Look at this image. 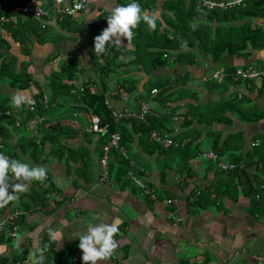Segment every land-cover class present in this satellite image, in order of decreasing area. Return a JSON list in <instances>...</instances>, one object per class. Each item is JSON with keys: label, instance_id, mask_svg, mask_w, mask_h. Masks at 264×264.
<instances>
[{"label": "crops", "instance_id": "1", "mask_svg": "<svg viewBox=\"0 0 264 264\" xmlns=\"http://www.w3.org/2000/svg\"><path fill=\"white\" fill-rule=\"evenodd\" d=\"M11 1L0 0V9H8L11 6ZM35 1L48 9H51L57 2V0L54 2H50V0ZM130 1L86 0L85 8L71 16L76 23L89 25V29L82 32L62 27L58 17L48 20L46 29L52 30L48 32V37H52L56 33H61L63 37L49 38L46 40L47 42H44V45L35 43L32 53L27 57L20 53L18 42H15L10 33L2 26L0 31L8 41V45L0 52L10 51V57L16 55L20 61L28 60L27 70L33 72V80L30 87L25 90H14L0 82V91L6 96L9 95V100L13 95L23 93L34 102L33 95L39 90H45L48 73L57 69L64 59L71 58L77 63V56L84 59V67L88 71L80 75L78 78L80 83L85 76L91 74L90 71L94 63L92 61L90 65L88 52L94 49V38L108 26L107 16L111 14V9L117 5H127ZM140 1L136 0L142 6L147 3L142 4L144 1ZM164 1H171L172 4L177 0H158L155 2L154 8L143 11L149 14L155 13L158 16L156 24L160 23V29L168 28L161 18L164 13L162 6ZM179 1L187 4L190 0ZM213 1L231 3L225 7L216 5L211 9L215 7L226 9L230 5L235 3L239 5L243 2V0ZM58 2L67 5L73 0H59ZM196 3L198 5V0ZM19 4H14L11 7L16 11ZM243 5L245 4L242 3ZM261 14L258 17H251L248 21L243 17L235 21V25L248 22V26L249 24L257 25L264 30V11H261ZM99 15H104L105 18L102 23L95 26L93 22L98 19ZM122 44L120 47L115 44L107 45V50H109L106 52L109 54L118 52L117 63L128 60L135 48L132 41L127 42L126 38H122ZM248 50L247 58L237 55L223 56L222 59L214 62L208 57H201L193 65L177 64L179 67L175 68L169 67L170 64H167L160 70L163 75L171 78L186 73V86L201 94L196 98L201 104L218 100L228 93L238 91V95L242 94L250 98L248 101H243L245 104L256 103L261 107L263 114L258 120L245 121L226 112V117L229 119L226 123L214 121L211 125L196 124L198 130L194 142L200 143L201 152L208 149L213 150V140L222 143L228 136L235 133L236 138L243 139V146L240 149L242 155H245L247 151L251 153L252 147H254L253 151L256 150L263 142V139L259 137V135H264L263 93L259 95L256 89L250 90L248 86H234L221 95L209 94L203 86V83L209 80H220L213 79L212 75L208 76L207 74L211 69L213 72L216 70L215 64L236 67L251 63L250 65L255 68L260 67L258 60L264 64V49L252 50L248 48ZM76 65L78 68L80 67L78 64ZM117 69V72H120L125 68ZM204 78L207 81H203ZM112 80L114 81L109 83L107 91L125 94L128 98L125 102L131 108L132 106L137 108L138 102L145 101L142 99L133 100L134 98L122 91L124 89L119 87L115 77ZM143 80L141 78L138 83L139 88ZM90 83V90L93 87L98 88L97 84ZM255 83L257 86L264 87V80L260 78H257ZM46 94L45 90L43 98L37 99L42 100L40 102H46ZM111 98L117 106L123 104L122 100ZM186 100L191 101V99ZM148 102L150 106L156 107L150 103L151 100ZM192 102L194 103V101ZM183 109L181 110L183 111ZM91 115V111L87 108L86 111L83 110L79 114L73 113L75 118L67 117L62 120L63 124H69L73 130L71 138L67 139L72 144L70 147L76 149L81 146L82 148L74 150L67 159H58L53 153L48 152L47 148L42 154L36 152L34 156L37 158L29 153H19L17 143L13 140L11 147L18 151L19 158L17 160L28 163L30 166L44 167L47 170V178L43 182H28L30 191L19 193L15 201L0 210V219L10 211L19 213L16 218L19 228L17 236L14 237L19 236L18 241L14 245L12 242L14 238L8 239L4 236L0 239V264H35L36 254L48 245L53 247L52 264H60L73 259L78 264H83L82 250L78 247L79 236L86 234L90 225L113 222L119 226V231L114 237L118 241V247L112 256L99 261L98 264H264V208L262 205L260 214L259 211H256L257 207L252 205L248 189L242 181L239 186L230 185L228 193L221 200H216L215 204L211 202L196 211L195 207L190 206L188 198L193 197L194 191L198 192L211 184L216 168L207 169L205 163L192 159L189 163L193 169L192 175L185 176L184 171L177 173L170 168L162 170L158 155H146L137 144H135V150L143 156L145 160L143 163H148L147 166L140 165L145 169L144 179L151 192L159 196L158 200L155 201L149 196L140 195L137 193V189L132 187L133 185L124 186L117 178L108 176L106 180H101L100 157L95 148L97 136L92 135L93 132L90 130L89 116ZM177 117V121H181V116ZM178 127L176 124L172 135L176 131L178 132ZM164 132L172 137L171 133L166 130ZM188 140L180 138V143L182 142L180 147H183ZM255 140L259 141L258 145L253 144ZM263 147L264 142L261 144L262 153H264ZM111 158L113 159V156ZM221 158L229 159L230 157L223 154ZM259 167H262L260 163ZM161 171H163L162 174ZM253 173H255V169L252 166L250 174ZM126 176L128 177V172ZM222 177H225V174H222ZM259 180H261V185H264V166ZM47 186L49 187L46 194L47 201L45 200L47 203L44 201L45 205L43 206L33 205L31 198L36 197L38 191H42ZM211 195L213 196V192ZM163 198H177L178 201L174 205H167L162 201ZM169 216L179 217L180 220L176 221ZM46 242H48L47 245Z\"/></svg>", "mask_w": 264, "mask_h": 264}, {"label": "trees", "instance_id": "2", "mask_svg": "<svg viewBox=\"0 0 264 264\" xmlns=\"http://www.w3.org/2000/svg\"><path fill=\"white\" fill-rule=\"evenodd\" d=\"M52 1L54 2V0H50V2ZM143 1L147 2L143 6L137 2L140 4L142 12L154 8V4L158 0H141L140 2ZM22 2L12 0L11 6ZM199 3L197 5L196 0H190L187 4L179 0L172 2V4L171 1H164L162 3L164 13L161 18L168 25V28L160 29L159 25V29L152 30L141 21L138 27L133 29L134 35L131 41L135 48L126 61L117 63V51L112 54L105 52L99 56L94 53V49L90 50L88 52L90 65L93 61L97 68H92L91 74L85 76L80 83L78 78L82 73L88 72L86 68L84 66L78 68L74 59L62 60L57 69L48 73L45 87L47 100L44 103L37 98H43L45 90H39L33 95L34 103L21 105L19 108L14 107L11 100L7 101L10 98L9 95L0 96V109L10 110L9 114L0 116L1 143L5 145L0 149V153L6 152L11 157L18 159V151L11 147L13 140H15L19 153H29L34 156L36 152L42 154L47 148L48 152L55 154L58 159L61 160L62 157L67 159L74 150L82 148L78 146L76 149H72L70 147L72 144H67L70 142L67 139L71 138L73 130L69 124H63L62 120L67 119V117L75 118L73 113L79 114L88 108L91 114L99 117L101 126H107L105 132L93 131L92 133V135L97 136L95 148L99 157L102 154V145L106 143L111 133L118 132L120 134V146L123 150L112 149L110 151L111 157L113 156L108 166L110 178H117L124 186L133 185L132 187L137 189V193L144 197L148 196L142 193L140 188L130 182L126 176L128 170L132 168V161L136 165H148L146 162L143 163L145 160L140 152L134 150L135 144L146 155L157 154L162 170L170 168L177 173L184 171L185 176L192 175L193 169L189 166L190 160L199 158L201 152L200 143L194 142L198 130L196 124L211 125L214 121L226 123L229 121L226 112H230L245 121L258 120L263 114L261 107L256 103L245 104L243 101H248L250 98L246 95H238V91L228 93L218 100L201 104L196 99L200 93L186 86V73L175 78L167 77L161 73L160 70L169 64L167 58L163 56L169 50L176 54L174 63L193 65L201 57H208L214 62L219 61L223 56L237 55L247 58L248 48L252 50L264 49V30L260 26L251 24L248 26V22L235 25V21L243 17L248 21L251 17L261 16V11H264V0H243L239 5L235 3L226 9L220 7L211 9L209 6ZM242 3L245 5L242 6ZM11 6L8 9H0V15L9 17L16 13L17 20L16 22L7 21L2 26L10 33L15 42H18L20 53L24 57L32 53L35 43H41L49 38L55 39L53 37H63L61 33H56L49 38L48 36L40 38V31L47 30L46 24L42 25L32 17H23ZM104 18V15H99L93 25L97 26L98 23H102ZM59 22H61L62 27H66L68 30L76 29L75 31L82 32L89 29V25L76 23L69 15L62 16ZM72 23L73 25H71ZM7 45L8 41L0 32V51ZM10 55V51L0 52V82L14 90H25L30 87L33 80V72L27 70L29 61H20L16 55L12 57ZM257 62L260 64V67L256 68L259 72L258 77L245 80L241 77L238 79L233 77L236 67L246 68L251 63L236 67L225 66L227 75L220 79L221 81L209 80L203 83V86L209 94L221 95L234 86H248L250 90L256 89L259 95L264 94V87L262 85L257 86L255 83L257 78L264 80V64H261V60ZM122 67L125 69L117 72V68ZM113 72H117L115 79L119 87H122L124 89L122 91L126 92L128 96L134 98L133 100H151L150 103L156 106H150V113L144 121L133 116L116 120L112 116V112L105 101L108 96L107 89L109 88L110 76ZM141 75H146V77L139 88L138 83L141 81ZM90 82L97 84L98 88L91 91ZM153 88L158 89L156 95L150 93ZM0 94H2L1 91ZM113 97L121 100V93L118 92ZM186 99H191V101ZM31 105L33 109H30ZM182 108H184L183 111ZM179 115L181 121L178 122L173 119L174 116ZM40 116L44 118L37 120ZM33 120L35 122L31 123ZM176 124L179 126L178 132L176 131L172 135ZM153 129L162 134L166 130L171 133L176 142H180V138L189 140L183 147L174 145L163 147L151 140ZM235 134L228 136L222 143L213 140L212 148L218 156L225 154L230 157L224 160L235 163L243 162V166L226 172L219 170L212 159L198 160L200 163H205L207 169L216 168V170L211 184L207 188L198 190V192L194 191L193 197L188 198V202L191 204L189 205L195 207L196 211L211 202L215 204L216 200H221L228 193L230 185L239 186L241 181L248 189L252 205L257 207L256 211H259L260 214L262 205L264 208V187L260 188L261 180H259L264 166V153L261 152L264 135H259L263 142L256 150L253 151L254 147H252L251 153L247 151L245 155H242L240 149L243 146V139L236 138ZM135 136L137 137L135 138ZM259 163L262 167H259ZM252 166L255 173L250 174ZM135 172L138 171L135 170ZM162 173L163 171H161ZM222 174H225V177H222ZM211 187L213 188L211 189ZM48 188V186L44 187L42 191H38L36 197L31 198L33 205L43 206L47 203ZM212 192L213 196L211 195ZM256 193L259 194L258 198L254 197ZM41 198L43 199L41 200ZM4 236L6 235L2 234L0 239ZM41 254H43L42 264H52L53 247L51 245L36 254L35 264L40 261Z\"/></svg>", "mask_w": 264, "mask_h": 264}, {"label": "built area", "instance_id": "3", "mask_svg": "<svg viewBox=\"0 0 264 264\" xmlns=\"http://www.w3.org/2000/svg\"><path fill=\"white\" fill-rule=\"evenodd\" d=\"M198 2L209 6V8H212L213 6L219 5L222 7H225L229 5L231 2H215L213 0H198ZM238 2V1H236ZM86 5V0H73L70 4H64L59 3L58 1L54 3V5L51 7V9L45 8L39 4L36 3L35 0H24L21 4H19L16 7V11L21 13L22 15H26L29 17H32L36 19L37 21L46 24L48 20L58 17L59 19L62 18L64 15L74 16L77 12L83 10ZM17 15L16 13H13L9 17L1 15L0 16V30L2 28L3 23L7 21L16 22ZM43 24V25H44ZM1 32V31H0ZM164 57L167 58L168 63H174L176 60V54L172 51L165 52L163 54ZM227 75V71L225 66L220 67V69L215 70L211 76L213 79H223ZM259 72L255 67L252 65L247 66L246 68L242 67H236L233 77L235 79H238L241 77L243 80L249 79L252 77H258ZM206 80L205 78L203 81ZM207 81V80H206ZM94 87L91 88V91H94ZM158 92L157 88L151 89L150 93L151 95H156ZM117 91L108 92V96L106 98V105L111 110L112 116L118 120L122 117H130L133 116L137 118L138 120L144 121L146 116L150 113V105L148 101H140L135 105L137 108H132L125 102L127 101L126 95L121 94L120 99L122 100L123 104L120 106H117L111 97H113ZM30 109H33V106H30ZM10 110H1L0 109V116H4L6 114H9ZM90 118V129L94 132H105L107 126H101L100 125V119L97 115L92 114L89 116ZM174 120L177 121L178 117L174 116ZM151 140L153 142L161 144L163 147H168L171 145L174 146H181L182 142H176L173 140V138L167 133H160L159 131L153 129L151 131ZM2 137L0 136V149L5 147L4 143H1ZM253 144L258 145L259 141L255 140ZM112 149H120L123 150L120 146V134L118 132H113L109 136L106 143L102 145V154L99 158V166H100V179L106 180L109 176L108 166L109 162L111 160V153L110 151ZM11 159H15L14 157H11L6 152L4 153ZM199 156L202 158H209L215 161L216 166L219 170L223 171H232L236 168H240L243 166V162L235 163L226 161L221 158V156H218L214 150L208 149L205 151H202L199 153ZM17 160V159H16ZM132 169L128 171V178L129 180L134 183L136 186H138L142 193L147 194L151 199L158 200V196L156 194H153L150 190V188L147 186L146 181L144 179L145 175V169L141 167L140 165H136L133 161L131 162ZM135 170L138 172L136 173ZM264 185H260V188H263ZM255 198L259 197V194H254ZM165 204H176L177 198H163L162 200ZM17 211H10L3 215L2 219H0V238L2 237V234H5L6 237L14 238L17 236V231L19 228V225L16 223V218L18 216ZM172 219H175L176 221H179V217L175 216H169ZM46 245L48 242L45 243ZM1 252V251H0ZM60 264H78V262L73 259L71 261H65Z\"/></svg>", "mask_w": 264, "mask_h": 264}, {"label": "clouds", "instance_id": "4", "mask_svg": "<svg viewBox=\"0 0 264 264\" xmlns=\"http://www.w3.org/2000/svg\"><path fill=\"white\" fill-rule=\"evenodd\" d=\"M157 19L158 16L155 13L142 12L136 0H132L127 5L113 7L111 14L107 16L108 26L94 38V53L103 55L109 44L122 46V38L130 42L134 35L133 29L137 28L141 21L155 30ZM11 103L19 108L21 105L34 102L25 94L17 93L12 96ZM46 178L47 170L44 167L30 166L28 163L11 159L4 153H0V208L15 201L19 193L27 192L28 182H43ZM118 231L119 226L115 222L90 225L86 234L79 236L78 247L82 250L83 264H98L99 261L112 256L118 247V241L114 239ZM42 260L43 254L37 264H42Z\"/></svg>", "mask_w": 264, "mask_h": 264}, {"label": "rangeland", "instance_id": "5", "mask_svg": "<svg viewBox=\"0 0 264 264\" xmlns=\"http://www.w3.org/2000/svg\"><path fill=\"white\" fill-rule=\"evenodd\" d=\"M39 1H41V0H39ZM130 2H132V0L130 1ZM145 3V2H144ZM143 3V4H144ZM1 16V15H0ZM156 28H159V24H156ZM52 31V30H51ZM50 31V29H47V30H44V31H40V34H39V37L40 38H46L48 35H49V33L48 32H51ZM49 38V37H48ZM44 42H47L46 40L45 41H43V42H41V43H39V44H42V45H44L45 43ZM170 51V50H169ZM76 55H79V54H76ZM8 59H9V57H8ZM77 63L76 64H78L80 67L81 66H85V61H84V59L82 58V57H78L77 56ZM95 67V69L97 68V65L95 66H93V68ZM169 67H175V68H177V67H179L176 63H170V65H169ZM220 67H222L220 64H215V66H214V68H216V70L218 69H220ZM212 71V72H211ZM116 73L117 72H113V73H111V78H110V82H111V80L113 79V77H115L116 78ZM212 73H213V70L211 69L210 70V72L208 71L207 72V74H208V76H210V75H212ZM145 77H146V75H141V78H143L144 80H145ZM6 95V94H5ZM198 95H200L201 96V94H198ZM0 96H3V93L2 94H0ZM8 102L10 101L9 99L7 100ZM69 109V108H68ZM44 117H38L37 118V120H41V119H43ZM35 122V120H33L31 123H34ZM80 128V127H79ZM78 128V129H79ZM68 145H70L71 143L70 142H68L67 143ZM135 150V149H134ZM55 155V154H54ZM56 156V155H55ZM63 159H66V158H64L63 157ZM203 158L202 157H199V158H197V160H199V161H201ZM163 196V195H162ZM168 205V204H167ZM19 237V236H18ZM18 237L17 238H14L13 240H12V242H13V244L15 245L16 243H17V241H18Z\"/></svg>", "mask_w": 264, "mask_h": 264}]
</instances>
